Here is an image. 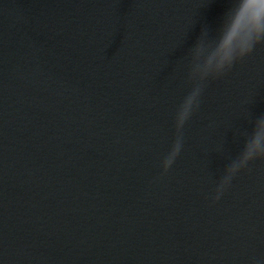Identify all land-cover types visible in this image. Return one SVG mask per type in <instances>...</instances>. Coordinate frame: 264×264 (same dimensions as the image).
I'll list each match as a JSON object with an SVG mask.
<instances>
[{
  "label": "water",
  "instance_id": "obj_1",
  "mask_svg": "<svg viewBox=\"0 0 264 264\" xmlns=\"http://www.w3.org/2000/svg\"><path fill=\"white\" fill-rule=\"evenodd\" d=\"M233 10L243 48L260 0H0V264H264V38L192 75Z\"/></svg>",
  "mask_w": 264,
  "mask_h": 264
},
{
  "label": "clouds",
  "instance_id": "obj_2",
  "mask_svg": "<svg viewBox=\"0 0 264 264\" xmlns=\"http://www.w3.org/2000/svg\"><path fill=\"white\" fill-rule=\"evenodd\" d=\"M232 15H234V10L232 14L226 15L221 21L212 46L203 47L197 45L194 48V63L192 68V75L194 78H203L223 73L231 67L238 56H242L246 51L250 50L256 39L264 38V18H262L256 22L255 35L249 37L247 44L243 48L235 44L229 45L227 48H222L231 26ZM196 96L197 92L193 91L183 101L177 114L179 123H182L187 117L196 100ZM178 148L179 145L177 144L176 150H178ZM261 156H264V118H260L255 122L252 133L248 136L243 145L242 153L238 161L231 166L228 175L230 176L238 168L243 167L249 160ZM166 162L165 169L171 163V157H169Z\"/></svg>",
  "mask_w": 264,
  "mask_h": 264
},
{
  "label": "snow or ice",
  "instance_id": "obj_3",
  "mask_svg": "<svg viewBox=\"0 0 264 264\" xmlns=\"http://www.w3.org/2000/svg\"><path fill=\"white\" fill-rule=\"evenodd\" d=\"M244 3V0H237V6H239V4ZM261 4H264V0H260Z\"/></svg>",
  "mask_w": 264,
  "mask_h": 264
}]
</instances>
